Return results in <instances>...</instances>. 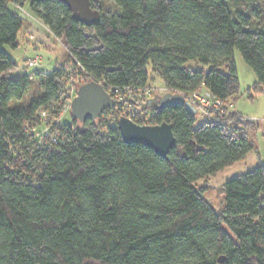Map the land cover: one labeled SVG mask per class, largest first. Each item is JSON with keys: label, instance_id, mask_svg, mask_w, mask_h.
Returning a JSON list of instances; mask_svg holds the SVG:
<instances>
[{"label": "trees", "instance_id": "16d2710c", "mask_svg": "<svg viewBox=\"0 0 264 264\" xmlns=\"http://www.w3.org/2000/svg\"><path fill=\"white\" fill-rule=\"evenodd\" d=\"M26 3L68 51L49 73L11 74L4 47L30 25L11 5ZM91 3L101 18L87 26L60 0H0V264H264V164L228 179L220 208L198 185L257 150L251 120L234 109L197 126L185 105L152 109L176 137L164 157L126 142L109 108L66 121L59 100L72 73L109 92L156 76L186 97L236 99L237 49L264 87V0ZM43 122L54 139L35 135Z\"/></svg>", "mask_w": 264, "mask_h": 264}, {"label": "rangeland", "instance_id": "374dc122", "mask_svg": "<svg viewBox=\"0 0 264 264\" xmlns=\"http://www.w3.org/2000/svg\"><path fill=\"white\" fill-rule=\"evenodd\" d=\"M24 17L30 20V25L25 26L19 33L20 45L16 49L5 46L4 49L17 62V67L11 71L12 75L21 74L24 71L41 70L46 73L51 72L58 64L67 63L69 57L67 50L57 37L29 10V4L22 6L11 5ZM39 57V62L35 66H29L28 61ZM235 61L239 74V91L236 99L231 97L234 102V109L245 119L251 120L252 124L243 123L242 127L247 132V136L257 147L256 151H251L247 157L234 165L225 169L221 174L211 176L206 180L198 182V185H205L208 199L216 208L223 205L224 184L233 176L245 173L254 169L259 163L264 164V87L257 82L255 71L247 64L241 52L235 51ZM195 65L194 62H189ZM152 90L167 91L166 88L156 76L152 78ZM202 91V90H201ZM164 95V93H162ZM187 98V97H186ZM72 112L66 116V121H71ZM203 114L196 112V125L203 121ZM40 129H43L41 127ZM45 131V128L44 130Z\"/></svg>", "mask_w": 264, "mask_h": 264}, {"label": "water", "instance_id": "95a60500", "mask_svg": "<svg viewBox=\"0 0 264 264\" xmlns=\"http://www.w3.org/2000/svg\"><path fill=\"white\" fill-rule=\"evenodd\" d=\"M72 11L74 20L87 26L97 24L101 13L93 8L91 0H60ZM114 98L103 84L96 81L82 83L77 95L72 101L71 112L80 122L86 119H97L102 112L113 106ZM173 104L185 105L190 111L196 113V107L178 92L168 91L164 95L157 94L149 99L147 106L151 109L165 107ZM118 128L123 139L128 142H138L154 149L158 154L167 157L171 148L176 145L173 126L170 123L138 124L127 117H121Z\"/></svg>", "mask_w": 264, "mask_h": 264}, {"label": "built area", "instance_id": "2783aa9c", "mask_svg": "<svg viewBox=\"0 0 264 264\" xmlns=\"http://www.w3.org/2000/svg\"><path fill=\"white\" fill-rule=\"evenodd\" d=\"M38 62L39 57L33 58L28 61V65L35 66L38 64ZM82 82V75H75V73H72L71 76L64 82V86L59 92V100L62 105V116L67 115L69 110H71L72 101L77 95L78 88ZM166 92H168V90L160 92L152 90L151 87L137 89L127 87L125 91H121L119 88L113 89L110 94L114 98V104L113 106L109 107L111 110L113 124L118 126V121L121 117H127L141 125L150 124L149 118L152 109L147 106V103L149 99L155 97V95H162V93ZM187 99L196 107L198 112L200 111L203 114L204 120L220 121L224 118H227L234 110L233 100L228 98L224 101L218 97H215L212 92L207 89L194 92L190 94ZM48 112L49 111L47 108H45L40 110L39 115L45 119L47 116H49ZM50 126H52V123L45 124L43 122V129L34 128L33 131L36 136L41 138V140L54 139L55 137ZM44 128L45 131H43Z\"/></svg>", "mask_w": 264, "mask_h": 264}]
</instances>
